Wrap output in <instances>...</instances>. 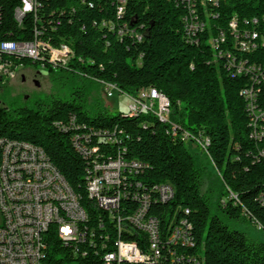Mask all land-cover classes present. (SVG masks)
Returning a JSON list of instances; mask_svg holds the SVG:
<instances>
[{
  "label": "trees",
  "instance_id": "1",
  "mask_svg": "<svg viewBox=\"0 0 264 264\" xmlns=\"http://www.w3.org/2000/svg\"><path fill=\"white\" fill-rule=\"evenodd\" d=\"M21 1L0 0V42L33 41L36 30L42 32V40L56 47L61 40L66 41L71 53L66 65L53 68L45 63L42 68L23 59V69L34 66L54 81L61 79L56 78L60 71L75 80L67 86L68 93L53 96L33 109L19 106L18 98L9 104L3 97L10 92L2 89L0 139L42 148L87 211V228L98 234V211L86 190V161L72 142L77 126H68L66 131L56 126L75 116L77 124L97 130L90 131V138H97L94 144L101 154L114 156L126 147L127 158L145 164L138 180L147 188L162 183L174 187L172 200L155 203L148 212L159 221L163 241L170 223L185 218L194 225L195 245L181 252L200 255L202 264H264V243L228 225V221H241L244 212L264 229V203L258 202V196L264 193V162L254 161L249 154L257 146L249 137V119L240 96L245 79L232 77L221 63L213 61L208 41L214 27L205 31L199 44L187 43L183 36L184 8L175 0H124L121 19L116 17L120 0H40L39 9L28 13L20 25L14 9ZM262 13L264 0H231L221 6V19L215 24L226 27L234 15L253 17ZM108 20L126 23L143 40H120L99 27ZM51 25L57 26L54 31ZM79 80L82 86L76 85ZM86 82L109 83L119 93L134 98L154 89L171 102L169 120L150 112L129 111L114 116L100 108L92 109L94 96ZM173 126L179 130L175 135ZM98 131L114 134L118 143L99 140ZM182 132L204 142L205 149L190 139L203 149L216 169L214 175H208L204 163L187 148V141L180 137ZM228 194L232 200L225 201ZM124 202L126 212L137 207L132 201ZM139 235L134 236V230H121V237L128 240L145 238ZM46 238L49 264H102L103 254L113 250V242L102 248L97 238L98 254L89 249L87 257L75 260L69 248L60 245L54 227ZM164 254L168 255L166 251ZM168 261L165 264H171Z\"/></svg>",
  "mask_w": 264,
  "mask_h": 264
},
{
  "label": "built area",
  "instance_id": "2",
  "mask_svg": "<svg viewBox=\"0 0 264 264\" xmlns=\"http://www.w3.org/2000/svg\"><path fill=\"white\" fill-rule=\"evenodd\" d=\"M229 1L175 0L184 8L185 41L197 45L205 31L214 27L208 41L213 61L221 63L232 77L245 79L240 96L249 119V137L257 146L255 153L249 154L254 161L264 162V13L253 17L234 15L226 27L215 24L221 19V6ZM119 2L117 19L124 14L125 1ZM40 6V0H22L14 9L15 20L21 25L25 16L36 12ZM55 27L51 25L50 29L54 31ZM99 27L114 33L120 40L124 37L143 40L142 35L126 23L108 20L102 21ZM41 34L36 30L33 41L0 42L1 77H15L23 69V59L37 62L42 68L45 63L56 68L69 62L68 43L61 40L63 42L56 47L42 40ZM101 85L108 97L113 95V90L119 92L109 83L101 82ZM128 99L129 110L150 112L169 120L171 102L156 90ZM56 126L64 131L68 126H77L72 142L86 161V190L98 211L96 224L100 231L96 234L87 228V211L42 148L24 141L0 139V264H49L46 237L51 227L60 245L69 248L75 260L87 257L89 249L97 255L99 238L102 248L113 242V250L101 257L102 264H165L168 259L171 264H202L200 255L181 252L195 245L192 222L185 218L171 222L163 241L159 221L148 215L153 204L167 203L174 198L175 189L171 184L147 188L138 180L146 165L127 158L126 147L114 156L101 154L100 147L94 144L97 138H90V131L97 130L84 123L77 124L75 116ZM178 131L173 126V134ZM180 137L184 141L192 139L205 149L204 142L188 132H182ZM98 138L118 143L117 137L109 132L98 131ZM66 197H75V204H66ZM229 200L232 199L228 195L225 201ZM124 201H132L137 207L126 212ZM258 202L264 203V193L258 196ZM121 230H134V236L142 233L145 238L128 240L121 237ZM114 234L116 238L112 239Z\"/></svg>",
  "mask_w": 264,
  "mask_h": 264
},
{
  "label": "rangeland",
  "instance_id": "3",
  "mask_svg": "<svg viewBox=\"0 0 264 264\" xmlns=\"http://www.w3.org/2000/svg\"><path fill=\"white\" fill-rule=\"evenodd\" d=\"M22 70H19L15 77L11 78L10 87L7 97H3L9 104L13 99L18 98L19 106H24L29 109L36 107L38 103H47L53 96L61 95L60 93H68V87H71L75 80L73 76L57 72V81H54L52 76H44L38 78V86L31 84L30 86H22ZM66 85V86H64ZM76 85L82 86V82L79 80ZM89 91L93 94L92 109L100 108L101 110L108 111L111 115H118L120 113H129V99L127 96L113 90V95L108 97L105 88L97 83L89 84L86 82ZM68 86V87H67ZM3 92L0 91V98H2ZM187 148L193 153L197 154L200 161L206 166V172L208 175H214L216 173L215 167L210 163L209 159L205 157V153L199 145L195 142L188 140L186 143ZM229 195V194H228ZM228 195L225 197L227 198ZM224 220V216L220 215ZM228 225L232 230L244 232L247 236L257 242L264 243V229L259 223L250 219L244 212L242 213L241 221H228ZM66 264H77L76 262Z\"/></svg>",
  "mask_w": 264,
  "mask_h": 264
},
{
  "label": "flooded vegetation",
  "instance_id": "4",
  "mask_svg": "<svg viewBox=\"0 0 264 264\" xmlns=\"http://www.w3.org/2000/svg\"><path fill=\"white\" fill-rule=\"evenodd\" d=\"M22 72V86H30L31 84L37 85L38 78L47 76L43 71L34 66L24 68L22 69ZM10 82L11 80H3L2 78H0V91H4L2 89H5V87L8 90L10 87Z\"/></svg>",
  "mask_w": 264,
  "mask_h": 264
},
{
  "label": "bare ground",
  "instance_id": "5",
  "mask_svg": "<svg viewBox=\"0 0 264 264\" xmlns=\"http://www.w3.org/2000/svg\"><path fill=\"white\" fill-rule=\"evenodd\" d=\"M149 91H151V90H149ZM144 92V91H143ZM148 92V91H147ZM160 96H162V98H166L165 96H163V95H161L160 94ZM131 112H136V111H134V110H130ZM159 116V115H158ZM160 118H164V117H161V116H159ZM66 204H75V197H66Z\"/></svg>",
  "mask_w": 264,
  "mask_h": 264
},
{
  "label": "water",
  "instance_id": "6",
  "mask_svg": "<svg viewBox=\"0 0 264 264\" xmlns=\"http://www.w3.org/2000/svg\"><path fill=\"white\" fill-rule=\"evenodd\" d=\"M39 84H37V86H38Z\"/></svg>",
  "mask_w": 264,
  "mask_h": 264
}]
</instances>
